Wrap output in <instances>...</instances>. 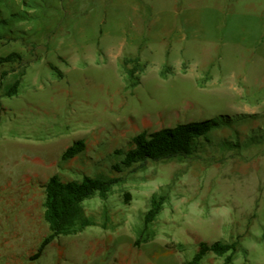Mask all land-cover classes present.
I'll return each mask as SVG.
<instances>
[{
	"label": "rangeland",
	"instance_id": "374dc122",
	"mask_svg": "<svg viewBox=\"0 0 264 264\" xmlns=\"http://www.w3.org/2000/svg\"><path fill=\"white\" fill-rule=\"evenodd\" d=\"M0 33V78L24 70L0 96V264H184L201 242L233 241L232 264H264V0H0ZM244 115L260 119L236 128L237 149L220 128L188 158L113 169L141 132ZM249 130L261 137L246 146ZM97 175L119 183L81 204L89 226L32 259L47 181ZM153 196L164 202L144 227Z\"/></svg>",
	"mask_w": 264,
	"mask_h": 264
},
{
	"label": "trees",
	"instance_id": "16d2710c",
	"mask_svg": "<svg viewBox=\"0 0 264 264\" xmlns=\"http://www.w3.org/2000/svg\"><path fill=\"white\" fill-rule=\"evenodd\" d=\"M4 39L0 33V42ZM6 64H18L21 57L18 54H10L1 59ZM125 82L129 87L138 84L139 74L144 70L136 55L127 58L122 63ZM52 71H56L52 68ZM5 75V74H4ZM3 75V76H4ZM24 70L13 74L8 82L0 78V96L10 98L17 94ZM259 116L244 115L234 118L220 117L202 122H190L178 124L173 128H163L158 131L147 133L141 132L134 136L128 143L126 152H117L122 156L118 165H114L116 172L134 165H143L147 162H160L168 160L185 159L193 155L202 144L210 142V134L220 128L230 129L232 136L230 141H223L222 147L237 149L238 134L236 128L259 120ZM264 131V125H262ZM261 137V132L249 130L245 137V145L255 144ZM84 149L80 141L74 143L61 156L62 160L75 157ZM119 183L117 178H108L102 175L94 177L84 176L79 181H62L58 176L51 177L44 186V220L48 225L49 235L41 242L32 259L40 256L44 247L55 237L73 234L89 224L82 218L81 204L94 195L104 198L111 188ZM164 202L163 196H153L148 211L143 218V225L147 227L159 214ZM264 239V238H263ZM238 242L229 243L215 242L208 244L201 242L197 245L192 258L184 264H201L208 255L223 258L222 264H232L233 256L238 250Z\"/></svg>",
	"mask_w": 264,
	"mask_h": 264
}]
</instances>
